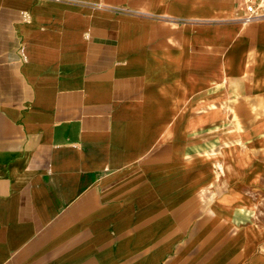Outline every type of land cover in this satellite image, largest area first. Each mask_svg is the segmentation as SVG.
<instances>
[{"label":"crops","instance_id":"0c3cea01","mask_svg":"<svg viewBox=\"0 0 264 264\" xmlns=\"http://www.w3.org/2000/svg\"><path fill=\"white\" fill-rule=\"evenodd\" d=\"M244 0H0V264H264V17Z\"/></svg>","mask_w":264,"mask_h":264},{"label":"built area","instance_id":"2783aa9c","mask_svg":"<svg viewBox=\"0 0 264 264\" xmlns=\"http://www.w3.org/2000/svg\"><path fill=\"white\" fill-rule=\"evenodd\" d=\"M246 20L264 17V0H244Z\"/></svg>","mask_w":264,"mask_h":264},{"label":"rangeland","instance_id":"374dc122","mask_svg":"<svg viewBox=\"0 0 264 264\" xmlns=\"http://www.w3.org/2000/svg\"><path fill=\"white\" fill-rule=\"evenodd\" d=\"M263 206V209H261L262 213L264 212V205ZM259 222V225H263L264 227V213L261 215V219L257 220ZM264 236V235H263Z\"/></svg>","mask_w":264,"mask_h":264}]
</instances>
